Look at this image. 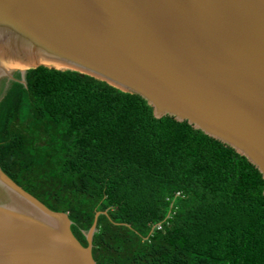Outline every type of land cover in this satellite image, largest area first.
Returning a JSON list of instances; mask_svg holds the SVG:
<instances>
[{
  "label": "trees",
  "instance_id": "1",
  "mask_svg": "<svg viewBox=\"0 0 264 264\" xmlns=\"http://www.w3.org/2000/svg\"><path fill=\"white\" fill-rule=\"evenodd\" d=\"M0 167L67 213L84 247L100 213L97 264H264L258 169L91 76L40 66L26 85L11 81L0 99Z\"/></svg>",
  "mask_w": 264,
  "mask_h": 264
},
{
  "label": "water",
  "instance_id": "2",
  "mask_svg": "<svg viewBox=\"0 0 264 264\" xmlns=\"http://www.w3.org/2000/svg\"><path fill=\"white\" fill-rule=\"evenodd\" d=\"M40 66L141 97L156 119L188 123L264 179V0H0V99ZM99 215L84 247L67 213L0 167V264H97Z\"/></svg>",
  "mask_w": 264,
  "mask_h": 264
},
{
  "label": "built area",
  "instance_id": "3",
  "mask_svg": "<svg viewBox=\"0 0 264 264\" xmlns=\"http://www.w3.org/2000/svg\"><path fill=\"white\" fill-rule=\"evenodd\" d=\"M179 196H180V193H177V194H176V197H179ZM161 228H162V225H158V226H157V229H161Z\"/></svg>",
  "mask_w": 264,
  "mask_h": 264
},
{
  "label": "bare ground",
  "instance_id": "4",
  "mask_svg": "<svg viewBox=\"0 0 264 264\" xmlns=\"http://www.w3.org/2000/svg\"><path fill=\"white\" fill-rule=\"evenodd\" d=\"M56 67H59V66H57V65H55Z\"/></svg>",
  "mask_w": 264,
  "mask_h": 264
}]
</instances>
